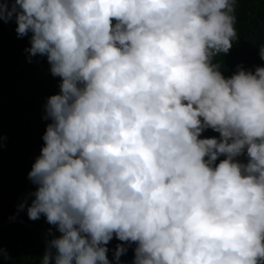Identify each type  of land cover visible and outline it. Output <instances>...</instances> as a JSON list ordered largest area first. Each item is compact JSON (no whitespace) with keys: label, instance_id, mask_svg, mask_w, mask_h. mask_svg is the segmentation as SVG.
<instances>
[{"label":"clouds","instance_id":"1","mask_svg":"<svg viewBox=\"0 0 264 264\" xmlns=\"http://www.w3.org/2000/svg\"><path fill=\"white\" fill-rule=\"evenodd\" d=\"M235 3L0 0L61 78L19 206L59 232L41 264H111L113 237L117 264H264V66L213 62Z\"/></svg>","mask_w":264,"mask_h":264},{"label":"trees","instance_id":"2","mask_svg":"<svg viewBox=\"0 0 264 264\" xmlns=\"http://www.w3.org/2000/svg\"><path fill=\"white\" fill-rule=\"evenodd\" d=\"M234 16L237 38L227 53L213 58L225 77L238 67L254 71L264 66L259 55L264 45V0H236ZM15 29L14 18L0 20V264H41L48 241L59 232L43 215L31 220L26 208L19 206L33 198L36 185L28 172L50 122L44 105L48 96L59 92L61 78L51 74L45 56H30L31 33L19 36ZM201 135L218 137L219 133L208 128ZM239 159L246 161L244 156ZM120 243L113 237L107 245L111 264H117L113 254ZM125 247L119 264H132L135 244Z\"/></svg>","mask_w":264,"mask_h":264},{"label":"bare ground","instance_id":"3","mask_svg":"<svg viewBox=\"0 0 264 264\" xmlns=\"http://www.w3.org/2000/svg\"><path fill=\"white\" fill-rule=\"evenodd\" d=\"M49 231V230H48ZM48 234H49V232H48ZM46 235V234H45Z\"/></svg>","mask_w":264,"mask_h":264}]
</instances>
